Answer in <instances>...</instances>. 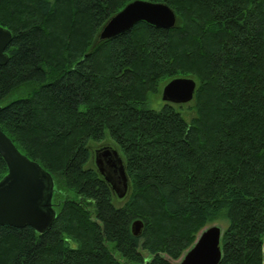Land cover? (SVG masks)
<instances>
[{
  "label": "trees",
  "instance_id": "obj_1",
  "mask_svg": "<svg viewBox=\"0 0 264 264\" xmlns=\"http://www.w3.org/2000/svg\"><path fill=\"white\" fill-rule=\"evenodd\" d=\"M132 1L0 0V103L27 90L0 105V128L52 175L57 212L44 232L0 225V264H175L215 222L219 264H264V0H148L174 28L100 39ZM176 77L198 83L193 116L152 106ZM106 144L130 179L121 205L94 161Z\"/></svg>",
  "mask_w": 264,
  "mask_h": 264
},
{
  "label": "water",
  "instance_id": "obj_2",
  "mask_svg": "<svg viewBox=\"0 0 264 264\" xmlns=\"http://www.w3.org/2000/svg\"><path fill=\"white\" fill-rule=\"evenodd\" d=\"M141 22L171 29L177 23V15L166 3L134 0L111 17L100 31L99 38H115L132 31ZM12 39L11 31L0 26V65L8 61L6 49ZM197 86L192 77H176L163 87L162 100L173 104L189 103L195 97ZM0 154L8 166V173L0 180V225L32 226L38 232L48 230L57 215L52 203V175L23 154L1 128ZM94 161L117 197L124 198L129 191L130 179L120 151L113 145H102L95 149ZM143 226L144 222L137 219L132 226L133 233L140 235ZM222 236L221 226L205 227L180 264H219L223 256Z\"/></svg>",
  "mask_w": 264,
  "mask_h": 264
},
{
  "label": "rangeland",
  "instance_id": "obj_3",
  "mask_svg": "<svg viewBox=\"0 0 264 264\" xmlns=\"http://www.w3.org/2000/svg\"><path fill=\"white\" fill-rule=\"evenodd\" d=\"M192 78H194V77H192ZM195 79V78H194ZM167 82L168 81H166L164 84H163V86H162V88H161V92L160 93H158V94H156V95H152V106L154 107V108H157V109H160L161 108V106L163 105V100H162V90H163V87L167 84ZM26 92H27V90H20V91H16V92H14V93H12L9 97H7L6 99H4V100H2L1 101V103H0V105H5V104H7L8 102H10L11 100H13V99H16V98H19V97H22V96H24L25 94H26ZM190 104L191 103H186V104H184V105H182V111H183V113L184 114H186L187 115V117H190V116H193L194 114H195V111L193 110V109H191V107H190ZM179 105V104H178ZM179 107V106H178ZM106 143H110L111 141L108 139V140H106L105 141ZM118 204H122L123 202H124V200L122 199V198H119V197H117V201H116ZM57 208H59V207H57ZM212 225H219V226H221L222 227V229L224 230V228L226 227V223H224V222H222L221 224L220 223H218V222H215V223H212V224H209V225H207L206 227H209V226H212ZM147 254V253H146ZM146 256H148V255H146ZM173 262L175 263V264H180V262H181V259H179V260H173ZM132 264H141V263H132Z\"/></svg>",
  "mask_w": 264,
  "mask_h": 264
}]
</instances>
